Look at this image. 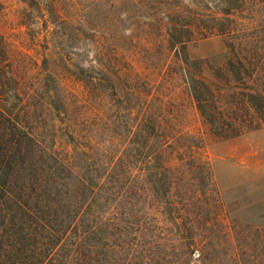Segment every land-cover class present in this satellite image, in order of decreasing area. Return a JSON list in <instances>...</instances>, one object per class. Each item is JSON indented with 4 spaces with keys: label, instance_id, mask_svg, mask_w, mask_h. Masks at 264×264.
<instances>
[{
    "label": "rangeland",
    "instance_id": "1",
    "mask_svg": "<svg viewBox=\"0 0 264 264\" xmlns=\"http://www.w3.org/2000/svg\"><path fill=\"white\" fill-rule=\"evenodd\" d=\"M220 8V0H0V60L15 77L5 97L47 152L70 158L65 184L90 198L93 221L104 218L86 258L264 264V129L216 138L183 72V61L195 75L199 62L223 63L227 39L198 30ZM175 28L184 46L171 41ZM152 119L172 144L163 165L141 158L159 144L150 145ZM75 244L70 236L62 258Z\"/></svg>",
    "mask_w": 264,
    "mask_h": 264
},
{
    "label": "trees",
    "instance_id": "2",
    "mask_svg": "<svg viewBox=\"0 0 264 264\" xmlns=\"http://www.w3.org/2000/svg\"><path fill=\"white\" fill-rule=\"evenodd\" d=\"M220 7L221 17H210L213 25L198 30L203 37L227 39L223 63L213 67L199 62L197 75L188 61L182 66L204 124L216 138L231 140L264 129V0H220ZM172 32L175 44L188 42L176 28ZM4 49L0 33V57ZM4 63L0 60V264H94L95 258H86L83 250L93 254L88 238L102 233L104 218L96 214L93 221L87 213L90 198L81 202L84 194L75 191L77 196H72L65 184L63 174L75 172L70 158L47 152L11 109L5 88L15 77ZM151 124L150 145L156 140L160 145L150 154L141 151V158L149 165H163V151L172 144L158 120ZM88 218L93 226L86 230L82 224ZM70 236L76 238V250L62 258Z\"/></svg>",
    "mask_w": 264,
    "mask_h": 264
}]
</instances>
